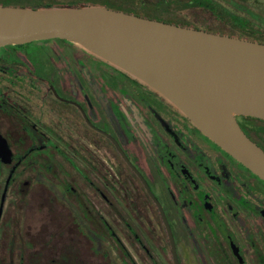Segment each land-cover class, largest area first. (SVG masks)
I'll list each match as a JSON object with an SVG mask.
<instances>
[{
	"label": "flooded vegetation",
	"instance_id": "obj_1",
	"mask_svg": "<svg viewBox=\"0 0 264 264\" xmlns=\"http://www.w3.org/2000/svg\"><path fill=\"white\" fill-rule=\"evenodd\" d=\"M123 2L264 45V0ZM235 120L264 153V120ZM0 264H264V181L67 41L5 46Z\"/></svg>",
	"mask_w": 264,
	"mask_h": 264
},
{
	"label": "water",
	"instance_id": "obj_2",
	"mask_svg": "<svg viewBox=\"0 0 264 264\" xmlns=\"http://www.w3.org/2000/svg\"><path fill=\"white\" fill-rule=\"evenodd\" d=\"M64 40L161 97L264 181V153L235 117L264 120V45L100 5H0V48Z\"/></svg>",
	"mask_w": 264,
	"mask_h": 264
},
{
	"label": "trees",
	"instance_id": "obj_3",
	"mask_svg": "<svg viewBox=\"0 0 264 264\" xmlns=\"http://www.w3.org/2000/svg\"><path fill=\"white\" fill-rule=\"evenodd\" d=\"M123 1L124 0H0V5L41 9L54 7H79L93 4L101 5L114 11L133 13V7L126 6ZM175 24L177 23L175 22ZM251 39L254 40L253 38Z\"/></svg>",
	"mask_w": 264,
	"mask_h": 264
},
{
	"label": "rangeland",
	"instance_id": "obj_4",
	"mask_svg": "<svg viewBox=\"0 0 264 264\" xmlns=\"http://www.w3.org/2000/svg\"><path fill=\"white\" fill-rule=\"evenodd\" d=\"M135 7V12L140 14V16L142 18H147L150 20H157L158 16L160 15V8H156V7H151V6H134ZM172 22V21H170ZM217 23L212 22L209 26H211L212 28H218V26L216 25Z\"/></svg>",
	"mask_w": 264,
	"mask_h": 264
}]
</instances>
